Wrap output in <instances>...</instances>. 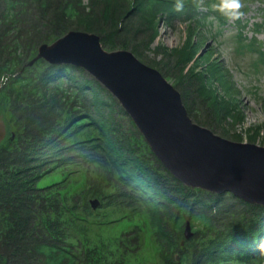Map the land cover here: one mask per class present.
<instances>
[{"label":"trees","instance_id":"16d2710c","mask_svg":"<svg viewBox=\"0 0 264 264\" xmlns=\"http://www.w3.org/2000/svg\"><path fill=\"white\" fill-rule=\"evenodd\" d=\"M218 2L203 0L202 11L183 0L177 11L175 0H0V264H264V204L185 184L86 68L31 63L70 29L96 32L105 48L160 69L193 120L227 134L245 117L235 84L194 38ZM160 17L190 21L187 41L153 46ZM254 24L256 34L263 23ZM259 53L264 61V45ZM250 129L254 141L260 126Z\"/></svg>","mask_w":264,"mask_h":264},{"label":"water","instance_id":"95a60500","mask_svg":"<svg viewBox=\"0 0 264 264\" xmlns=\"http://www.w3.org/2000/svg\"><path fill=\"white\" fill-rule=\"evenodd\" d=\"M40 57L82 66L99 79L165 166L185 184L229 190L264 204V144L226 137L193 120L174 83L131 49L109 50L98 33L70 29L53 42L42 43L31 63ZM92 202L96 207L97 198ZM184 232L186 237L193 234L189 221Z\"/></svg>","mask_w":264,"mask_h":264},{"label":"rangeland","instance_id":"374dc122","mask_svg":"<svg viewBox=\"0 0 264 264\" xmlns=\"http://www.w3.org/2000/svg\"><path fill=\"white\" fill-rule=\"evenodd\" d=\"M87 2L88 0H84ZM199 9L206 11L207 5L203 0H198ZM214 3L211 6V11L207 17V22L202 28H198L194 34V38L203 39V42L198 49V54L203 50H212L218 61H221L226 66L229 72L230 80L235 84L236 95L240 99L242 111L245 114L244 121L237 123L235 128L231 127L229 133L223 134L220 129L215 130L226 137L239 140L234 135L237 133L243 136V140L264 144V61L260 59L259 49L264 45V0H244V16L241 22L229 20V22L221 23L215 14ZM255 22L263 23L260 25V30L256 31ZM159 35L153 43V46L159 41L168 46H180L184 44L190 32L191 22L173 20L167 22L161 17L158 21ZM199 31V33L197 32ZM239 32L243 34L244 46L238 40ZM256 36V37H255ZM194 39V40H195ZM254 39V40H250ZM251 45L250 48L247 46ZM149 56H154L153 52L147 53ZM201 66V65H200ZM168 78V77H167ZM173 82L171 78H168ZM260 126V133L256 140H248L249 134L252 132L250 127ZM233 132L234 135H231ZM8 133L5 117L0 113V142L5 140ZM52 175H57L55 170L44 175L40 182H45ZM119 224L116 227L117 231H122L123 226ZM121 227V228H120ZM129 228V227H124ZM151 248L152 241L149 243ZM150 250V249H149ZM152 255L155 252H151ZM153 260H145L144 264H153Z\"/></svg>","mask_w":264,"mask_h":264},{"label":"clouds","instance_id":"9594fccd","mask_svg":"<svg viewBox=\"0 0 264 264\" xmlns=\"http://www.w3.org/2000/svg\"><path fill=\"white\" fill-rule=\"evenodd\" d=\"M214 7L226 19L232 21L239 20L244 16V0H219ZM175 8L177 11H181L183 0H175Z\"/></svg>","mask_w":264,"mask_h":264},{"label":"bare ground","instance_id":"6f19581e","mask_svg":"<svg viewBox=\"0 0 264 264\" xmlns=\"http://www.w3.org/2000/svg\"><path fill=\"white\" fill-rule=\"evenodd\" d=\"M255 148H256V146H255ZM257 149H258V148H257ZM257 149H256V150H257ZM261 149H262V148H261ZM261 149H258V150H261ZM250 150H251V149H250ZM258 150H257V151H258ZM261 152H262V151H261Z\"/></svg>","mask_w":264,"mask_h":264}]
</instances>
